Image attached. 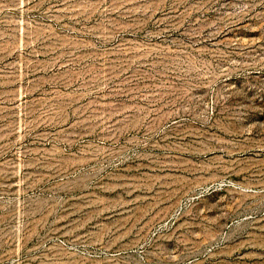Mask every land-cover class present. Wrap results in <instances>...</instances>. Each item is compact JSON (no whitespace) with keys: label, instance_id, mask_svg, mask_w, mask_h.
Returning <instances> with one entry per match:
<instances>
[{"label":"rangeland","instance_id":"obj_1","mask_svg":"<svg viewBox=\"0 0 264 264\" xmlns=\"http://www.w3.org/2000/svg\"><path fill=\"white\" fill-rule=\"evenodd\" d=\"M0 264H264V0H0Z\"/></svg>","mask_w":264,"mask_h":264}]
</instances>
